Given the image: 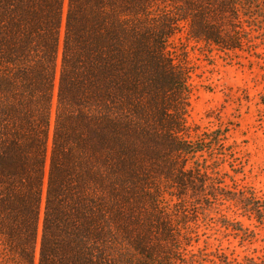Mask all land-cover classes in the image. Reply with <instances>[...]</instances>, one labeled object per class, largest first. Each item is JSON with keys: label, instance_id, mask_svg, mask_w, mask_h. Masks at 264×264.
Instances as JSON below:
<instances>
[{"label": "trees", "instance_id": "16d2710c", "mask_svg": "<svg viewBox=\"0 0 264 264\" xmlns=\"http://www.w3.org/2000/svg\"><path fill=\"white\" fill-rule=\"evenodd\" d=\"M181 30L263 57L264 0H0V264H240L194 246L264 197L226 181L227 129L187 122Z\"/></svg>", "mask_w": 264, "mask_h": 264}, {"label": "rangeland", "instance_id": "374dc122", "mask_svg": "<svg viewBox=\"0 0 264 264\" xmlns=\"http://www.w3.org/2000/svg\"><path fill=\"white\" fill-rule=\"evenodd\" d=\"M168 46L172 56L184 51L191 69V104L187 122L200 130L227 129L223 148L215 151L226 171V181L252 188L264 197V55L246 51H219L175 33ZM230 217L240 219L244 231L224 227L212 214L203 219L195 247L221 253L244 264L248 258L264 261V223L242 215L230 202L222 205Z\"/></svg>", "mask_w": 264, "mask_h": 264}]
</instances>
